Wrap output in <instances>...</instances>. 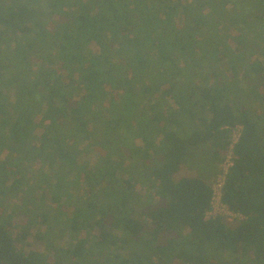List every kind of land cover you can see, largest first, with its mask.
Returning <instances> with one entry per match:
<instances>
[{"label": "trees", "instance_id": "1", "mask_svg": "<svg viewBox=\"0 0 264 264\" xmlns=\"http://www.w3.org/2000/svg\"><path fill=\"white\" fill-rule=\"evenodd\" d=\"M183 168L224 174L235 224ZM9 177L73 241L20 252L0 214V264H264V0H0L1 195Z\"/></svg>", "mask_w": 264, "mask_h": 264}, {"label": "rangeland", "instance_id": "2", "mask_svg": "<svg viewBox=\"0 0 264 264\" xmlns=\"http://www.w3.org/2000/svg\"><path fill=\"white\" fill-rule=\"evenodd\" d=\"M169 105L173 108L176 107L172 101L169 102ZM254 106L256 107V105ZM238 129L239 128L233 129L231 133V140H232L233 135L234 137H237ZM136 142L138 145H140L138 140H136ZM34 143H36V140L34 141ZM81 148H82V145H81ZM5 157L6 155H4L3 157L1 156V159H4ZM13 157H15V155ZM93 157L95 158V156ZM231 157H232V154L229 151L226 152V155L223 159L222 164L219 165V170L226 168L227 165L231 163ZM85 158L86 156L82 154L79 157L78 162L83 164L86 161ZM38 165H39L38 162H35V163L33 162L32 165L26 164L25 166L26 169H24L25 171L24 173L25 174L27 173L29 177L33 176V174L36 171V167ZM183 169L184 170L183 172L180 173V175H186L189 177H194L196 175L202 176V177L204 176L209 177L207 182L210 183V186L213 189L214 194L212 198V210L208 212L207 217L220 216L228 224H235V222L240 218V216L228 211L227 208L223 206L220 201V188L218 186L222 181L220 172L216 175L217 172L214 173V171L210 169L208 170L210 171L208 173H206L205 171L203 172H200L197 170L193 171L190 168L189 169L183 168ZM12 180H13L12 177H9L6 180L5 187L3 189L4 194L3 195L0 194V214H3V215L9 214L11 216V219H9V222L13 224L12 233H13V236L18 239L21 238V235L23 233L22 228L25 226L28 227L27 235L24 236L23 239L15 243L18 250L20 252L33 251V252H37L38 254H46L48 253L46 239L49 235L53 238L52 241H50L52 244L51 245L52 247L50 248L64 249L68 247L69 243L73 241V238L67 232L60 234L57 231V229L64 226V219H63V216H60L57 220L58 224L55 225V222L53 220L54 216L51 213V211L54 213L57 211V209H56V206H54L53 203L51 202L49 198L50 195L48 193H42L41 190H34L30 192L32 196L28 193L23 194V192H18L17 190H13L10 188V184ZM33 182H34V179L32 180V183ZM136 190H137V193L141 196V206H144L147 202L153 203L157 201L155 196H152V192L148 188L142 187L140 186V184H137ZM138 212H139V208H138ZM40 213L49 214L48 216L49 224L46 223L47 224L46 225L44 223H40ZM3 215H2V218L0 217L1 222L3 219H6L5 216ZM138 215L139 214L137 213V216ZM28 221H30V223L32 221V224L29 226L27 223ZM51 227L53 229H51ZM57 233H59L60 235L56 236L55 234ZM54 249H49V250L52 251ZM50 251H49V255H50L49 257H53V253H51ZM54 253H56V250H54Z\"/></svg>", "mask_w": 264, "mask_h": 264}, {"label": "built area", "instance_id": "3", "mask_svg": "<svg viewBox=\"0 0 264 264\" xmlns=\"http://www.w3.org/2000/svg\"><path fill=\"white\" fill-rule=\"evenodd\" d=\"M236 128H239V129H238V134H237V137H234V135H233V137H232V143L235 142V141H237V138H238L239 133H240V131H241V127H240V126H236L234 129H236ZM232 131H233V129H232ZM229 152H230V151H229ZM230 153H231V152H230ZM229 165H230V163L227 165V167H228ZM227 167L223 169L224 172L226 171ZM221 177H222V181H221V183L218 185L219 188H220V196H221V188H222V184H223L224 174H222ZM213 194H214V193H213ZM221 204H222V203H221ZM222 205H223V204H222ZM223 206H224V205H223Z\"/></svg>", "mask_w": 264, "mask_h": 264}]
</instances>
